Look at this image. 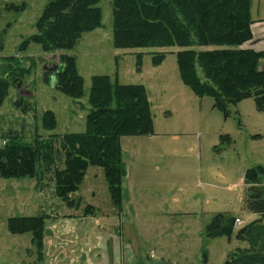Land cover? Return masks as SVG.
Returning <instances> with one entry per match:
<instances>
[{
	"label": "rangeland",
	"instance_id": "rangeland-1",
	"mask_svg": "<svg viewBox=\"0 0 264 264\" xmlns=\"http://www.w3.org/2000/svg\"><path fill=\"white\" fill-rule=\"evenodd\" d=\"M50 1L0 0V65L5 57H14L15 67L30 73L15 80L0 108V146L7 133L29 143L35 134L47 138L84 132L94 76L144 86L153 134L120 138L127 174L119 205L97 167L87 169L70 205L54 194L52 170L38 181L0 178V264H203L204 258L207 264H224L237 249L248 248L236 236L258 218L245 204L244 173L264 167V111L248 98L225 116L212 97L197 96L180 79L177 48H115L112 0L99 1L102 27L85 33L74 48L53 53L30 43L18 52L37 33V20ZM251 15L264 18V0H251ZM151 51H164L165 58L155 65ZM136 53H143L139 64ZM60 55L74 58L83 80L78 100L54 88L53 79L45 82L44 73L59 69ZM16 93L30 103L25 114L13 105ZM46 111L55 117L52 131L41 124ZM60 158L58 169L63 168ZM260 186L264 189L263 178ZM216 214L235 219L229 237L205 236L204 228ZM40 216H45L41 252L31 234L13 235L7 224L10 218Z\"/></svg>",
	"mask_w": 264,
	"mask_h": 264
},
{
	"label": "trees",
	"instance_id": "trees-1",
	"mask_svg": "<svg viewBox=\"0 0 264 264\" xmlns=\"http://www.w3.org/2000/svg\"><path fill=\"white\" fill-rule=\"evenodd\" d=\"M100 0H51L37 20V33L26 39L18 52L30 43L46 52L69 50L79 44L85 33L102 27ZM113 46L122 50H163L175 53L180 79L199 97L210 96L214 107L230 116V107L253 99L264 111V52L243 46L252 40L251 0H112ZM153 64L166 53L148 52ZM143 53H136L139 64ZM0 68V108L29 70L16 68L14 57H5ZM59 69L50 76L54 88L68 97H83V80L75 70L73 57L60 55ZM17 85V84H16ZM28 99L16 93L15 107L27 113ZM84 132L47 138L35 134L29 143L12 133L3 136L0 146V178L35 179L52 170L54 194L71 204L89 167L101 168L116 204L121 201V182L126 176L120 138L153 134V120L147 92L142 85H122L108 76H94L88 96ZM44 130L55 127L53 113L42 114ZM58 143V149L56 148ZM62 169L56 167L61 160ZM264 167L244 173L245 204L258 218L237 232V239L248 244L237 249L224 264H264ZM40 217L8 219L13 235L31 234L37 251L43 248V220ZM235 219L227 214L214 215L204 228L209 239L232 234ZM40 254V253H39ZM203 264H207L206 258Z\"/></svg>",
	"mask_w": 264,
	"mask_h": 264
},
{
	"label": "crops",
	"instance_id": "crops-1",
	"mask_svg": "<svg viewBox=\"0 0 264 264\" xmlns=\"http://www.w3.org/2000/svg\"><path fill=\"white\" fill-rule=\"evenodd\" d=\"M251 19H252V24H251L252 40L246 43L243 46V48L251 49L255 52H264V18L262 17L253 18L251 15Z\"/></svg>",
	"mask_w": 264,
	"mask_h": 264
},
{
	"label": "water",
	"instance_id": "water-1",
	"mask_svg": "<svg viewBox=\"0 0 264 264\" xmlns=\"http://www.w3.org/2000/svg\"><path fill=\"white\" fill-rule=\"evenodd\" d=\"M50 71H57V68H55V67H54V68H53V69H51Z\"/></svg>",
	"mask_w": 264,
	"mask_h": 264
},
{
	"label": "built area",
	"instance_id": "built-area-1",
	"mask_svg": "<svg viewBox=\"0 0 264 264\" xmlns=\"http://www.w3.org/2000/svg\"><path fill=\"white\" fill-rule=\"evenodd\" d=\"M238 223V221H236Z\"/></svg>",
	"mask_w": 264,
	"mask_h": 264
}]
</instances>
